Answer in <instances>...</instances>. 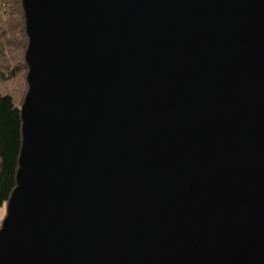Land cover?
<instances>
[{"label":"water","instance_id":"1","mask_svg":"<svg viewBox=\"0 0 264 264\" xmlns=\"http://www.w3.org/2000/svg\"><path fill=\"white\" fill-rule=\"evenodd\" d=\"M22 4L0 264H264V0Z\"/></svg>","mask_w":264,"mask_h":264},{"label":"trees","instance_id":"2","mask_svg":"<svg viewBox=\"0 0 264 264\" xmlns=\"http://www.w3.org/2000/svg\"><path fill=\"white\" fill-rule=\"evenodd\" d=\"M27 46L22 0H0V82H12L27 74ZM22 104V98L18 100L13 94L0 91V208L7 206L16 187L22 146Z\"/></svg>","mask_w":264,"mask_h":264},{"label":"rangeland","instance_id":"3","mask_svg":"<svg viewBox=\"0 0 264 264\" xmlns=\"http://www.w3.org/2000/svg\"><path fill=\"white\" fill-rule=\"evenodd\" d=\"M27 75V74H26ZM26 75L20 76L17 79H15L12 82H0V91L2 93H11L15 96L16 99L20 100L21 98L24 101V98L26 96V92L28 90L26 88ZM7 215V206H3L0 208V228L3 223V220L5 219Z\"/></svg>","mask_w":264,"mask_h":264}]
</instances>
